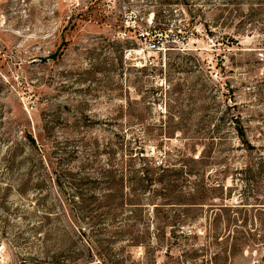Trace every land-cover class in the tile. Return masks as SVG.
Returning a JSON list of instances; mask_svg holds the SVG:
<instances>
[{"label":"rangeland","instance_id":"obj_1","mask_svg":"<svg viewBox=\"0 0 264 264\" xmlns=\"http://www.w3.org/2000/svg\"><path fill=\"white\" fill-rule=\"evenodd\" d=\"M113 158L174 198L91 264H264V0H0V264L53 263L54 172Z\"/></svg>","mask_w":264,"mask_h":264},{"label":"trees","instance_id":"obj_2","mask_svg":"<svg viewBox=\"0 0 264 264\" xmlns=\"http://www.w3.org/2000/svg\"><path fill=\"white\" fill-rule=\"evenodd\" d=\"M150 33L153 34V31L150 30ZM150 33L146 31L141 38L152 35ZM153 47H156V43ZM235 131L240 141L248 146L249 141L246 130L240 117L235 119ZM28 138L29 144L36 147L33 137ZM199 159L200 157L197 160ZM190 163L203 165L202 161H195V159H190ZM145 164L141 169H134L135 165L116 163L115 158H113L107 164L104 172L102 169L96 177L93 176L87 179H77V174L72 173L69 169L54 172L55 177L52 178V181L55 183L59 196L54 198L56 201L51 203L47 207L48 209L44 211L49 228L54 231L55 238L49 235L51 237L49 241L53 244L52 247L59 250L57 256L52 257L53 263L51 264L94 263L93 259L100 255L102 248L103 250L114 249L116 238L124 232L122 230L125 227L123 225L124 221L132 216L133 219H137L135 222L138 223L141 221L140 214L147 211L143 210L146 209L145 207L148 205L156 206L154 202L159 196V191L156 190L157 186L161 187V195L166 193V196L170 194L174 198L172 187H174L176 181L170 180L165 174L171 171L170 167L164 166L163 163L160 165H155L153 162ZM127 171L130 173L129 179H126ZM158 172H162V174L157 176ZM183 172L181 170L179 173ZM140 174H143V176H140ZM67 194L72 198L70 200L71 204H68L71 213H69L63 199V195ZM76 198L81 199L83 207L79 206L80 201L77 202ZM53 216H57L60 221H64L67 228L70 227V233L63 232L66 233L63 238H61L63 234L59 233V229H54V226L50 224V218ZM82 221H87L86 224L90 226L88 233L80 228L79 223ZM112 229H116V232ZM58 237L62 240L60 241ZM107 237L110 239H107ZM136 238L131 240L141 242V239Z\"/></svg>","mask_w":264,"mask_h":264}]
</instances>
